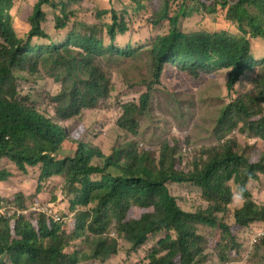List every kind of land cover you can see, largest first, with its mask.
<instances>
[{
  "label": "trees",
  "instance_id": "1",
  "mask_svg": "<svg viewBox=\"0 0 264 264\" xmlns=\"http://www.w3.org/2000/svg\"><path fill=\"white\" fill-rule=\"evenodd\" d=\"M56 1L29 6L25 38L14 23L15 0H0V183L12 177L8 164L24 174L39 168L40 184L64 181L70 209L61 222L45 215L1 219L0 264H105L118 256L122 241L130 253L154 243L145 264H201L209 252L221 263L235 262L244 247L241 232L264 225V205L250 188L264 181V154L252 158L251 146L227 138L235 130L264 138V55L256 52L257 44L264 46V0H132L138 14L152 10L146 22L158 33L152 42L126 47L115 41L131 30L128 10L98 11L99 17L112 15L106 44L102 26L80 20L70 26L78 13L74 0ZM46 5L56 13V30H68L63 40L56 42L43 27ZM197 12L214 22L223 17L236 32L186 30L184 22ZM112 60L118 67L134 60L132 73L124 70L131 87L138 85L136 72L147 80L140 99L124 103L117 121L133 139L108 152L85 140L83 118L103 103L108 107L116 90ZM219 69L228 70L230 90L243 76L260 73L254 91L222 109L213 130L216 144L185 154L180 140L168 137L157 152L143 148L140 119L151 110L159 83L176 71L198 82ZM43 71L60 89L48 102L22 96L17 74ZM179 185L200 188L204 205L186 208L174 194ZM236 191L243 197L238 205ZM29 199L17 193L10 202L26 208ZM260 242L256 250L264 252V237Z\"/></svg>",
  "mask_w": 264,
  "mask_h": 264
},
{
  "label": "rangeland",
  "instance_id": "2",
  "mask_svg": "<svg viewBox=\"0 0 264 264\" xmlns=\"http://www.w3.org/2000/svg\"><path fill=\"white\" fill-rule=\"evenodd\" d=\"M37 1L15 0L16 6L12 10V13L17 32L21 37L26 38L29 34L31 28L30 20L28 19L29 14H31L29 6L34 5ZM59 1L57 0L56 2L58 3ZM146 5L150 6L148 3ZM133 6L132 0H81L80 2H75L74 0L72 8L78 10V13L72 19L70 26L73 25L75 20L87 21L102 26L105 30L103 38L105 43L108 44L111 40L106 29L112 23V15L108 13L99 17L97 15L98 11L114 8L122 12L123 9H126L129 12L126 18L129 20L131 30L126 34H118L115 43L121 47H126L128 43L139 46L152 42L158 33L146 22L152 10H142L138 14L133 10ZM72 8L70 7L69 9L73 10ZM44 9L48 15L43 25L44 28L53 36L56 42L66 38L68 30H56V13L54 9L49 5H46ZM70 10L67 11L71 12ZM184 28L186 30L208 29L210 31L230 29V31L236 32L235 26L230 23L228 24L223 17L214 22L198 12L186 19ZM34 42L43 43L38 39H35ZM263 48L264 46L260 44L256 45L258 57L264 55ZM121 60L126 59L121 57ZM118 65V61H111L116 90L111 99L109 98L108 107L103 106V103L100 108L88 112L87 116L83 118V121L89 127L85 140L89 143H93L94 141L99 147L108 152L112 151L114 146L125 144L133 139L132 136L119 129L117 121L122 114V105L126 102L140 99L142 91L146 89L145 81L147 79L141 73L138 75L136 72L138 81L135 83L138 84L137 86L131 87L133 82L125 80L126 72L124 70L127 69L129 74H131L133 68H135L134 60L123 62L119 67ZM259 73L260 71L257 69L252 75L243 76L233 90L228 88L229 75L228 70L225 69H219L205 75L198 82L187 79L185 75L178 71L168 74L167 78L169 79L159 83L157 86V95L151 110L145 117L140 119L142 131L138 140L142 143L143 148H150L156 152L159 150L162 142L168 137L179 139L182 147L184 145L188 147V150L191 148L194 153L202 147L216 144L213 130L222 109L240 94L254 91L255 87H257L255 79L259 76ZM17 77L21 95L30 94L35 101H43L44 99L48 102L49 94L56 93L61 87L60 83H56L44 71L37 73V75L19 72ZM36 107L45 109V106L41 103L36 104ZM230 137L251 146L249 155L252 158H258L264 154V138L255 137L249 132L239 133L236 130L227 138L229 139ZM5 168L12 173V177L0 183V198L5 200L3 203L11 204L13 202H10V199L17 195V193H23L30 197L27 202V210L36 207L38 202L42 203V207L48 206L51 204L52 198L55 200L56 209L61 215L65 216L69 211L70 200L67 197L65 198L63 194L64 181L62 179L53 178L40 184L39 168H29L27 174L22 173L11 164L6 165ZM39 184L42 193L38 195L40 200H35ZM250 188L256 201L264 205V181L252 182ZM236 193V205H238L243 201V197L238 194V191ZM174 194L186 208L196 209L204 205L202 192L198 187L179 185L174 188ZM71 199H73V196ZM204 203L207 205L205 201ZM259 226L263 228H254V233L253 228L248 229L246 233L241 232V240L244 243V247L241 250L240 258L233 260L235 262L232 264H264V252L257 251L255 246L264 237V225ZM164 236H155L154 238L159 241ZM153 245L154 243H150L148 246L138 249L137 252L130 253V245L122 241L118 256L105 264H145L147 253ZM91 264L102 263L91 262ZM201 264L226 263H221L213 252H209Z\"/></svg>",
  "mask_w": 264,
  "mask_h": 264
},
{
  "label": "built area",
  "instance_id": "3",
  "mask_svg": "<svg viewBox=\"0 0 264 264\" xmlns=\"http://www.w3.org/2000/svg\"><path fill=\"white\" fill-rule=\"evenodd\" d=\"M188 149L184 148V153H187ZM33 213H40V214H44L52 219H54L56 222H61L62 221V217L51 207V206H45L42 207V205L40 203H38L36 205V207H34L31 210H12L6 206H3L0 209V219L2 218H10L13 215L17 214L18 216H29ZM231 264V263H228Z\"/></svg>",
  "mask_w": 264,
  "mask_h": 264
},
{
  "label": "clouds",
  "instance_id": "4",
  "mask_svg": "<svg viewBox=\"0 0 264 264\" xmlns=\"http://www.w3.org/2000/svg\"><path fill=\"white\" fill-rule=\"evenodd\" d=\"M46 11V10H45ZM47 18H48V16H47ZM44 27V26H43ZM46 30V29H45ZM47 31V30H46ZM48 32V31H47ZM49 33V32H48ZM53 37V36H52ZM184 148H187L188 149V147H184ZM184 148H183V152H184ZM187 153H189V150H188V152ZM187 153H185V154H187ZM38 203H40V202H38ZM41 205H42V203H40ZM3 206H6V207H8V208H10V209H12V210H16V211H18V210H27V206H26V208H21V207H17L16 205H11V204H8V203H1L0 204V209L3 207ZM48 206H51L61 217H62V219H63V215H61V213L56 209V207L54 206V205H52V204H50V205H48ZM40 215H44V214H40V213H33V214H31V215H29V216H18L17 214H15V215H13L12 217H10V218H2V219H6V220H14V219H21V218H27V219H29V218H31V217H33V216H40ZM46 216V215H45ZM1 220V219H0ZM54 220V219H53Z\"/></svg>",
  "mask_w": 264,
  "mask_h": 264
}]
</instances>
